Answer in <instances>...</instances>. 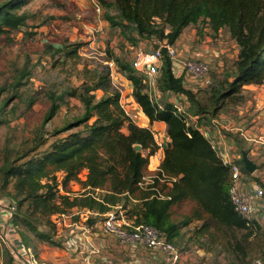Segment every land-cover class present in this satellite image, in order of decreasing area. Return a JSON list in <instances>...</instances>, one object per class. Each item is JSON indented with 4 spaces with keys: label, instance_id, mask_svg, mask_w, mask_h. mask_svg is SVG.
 I'll return each mask as SVG.
<instances>
[{
    "label": "trees",
    "instance_id": "16d2710c",
    "mask_svg": "<svg viewBox=\"0 0 264 264\" xmlns=\"http://www.w3.org/2000/svg\"><path fill=\"white\" fill-rule=\"evenodd\" d=\"M97 1L105 7V21L132 46L154 40L174 46L186 28L200 29L208 23L214 32L221 29L229 32L239 48L237 59L222 79L213 80L208 86L207 102L203 104L196 93L185 87L183 78L175 76L173 62L166 49L161 48L158 91L163 95L173 92L184 96L190 105L188 111L197 116L196 122L185 111L179 112L174 104L156 100L146 78L107 50L108 56L101 63L85 64L78 87L50 96L52 105L44 119V123L49 122L58 110L57 101L68 95L78 99L85 112L63 131L81 129L55 141L41 158L21 164L13 162L1 169L2 188L12 183L18 198L12 201L16 210L11 223L21 224L39 239L52 242L50 233L38 227L43 219L48 227L55 228L54 215L79 209L103 216L121 203L126 210L136 201L128 216L137 225L155 227L171 243L182 236L184 228L197 222L200 225L193 233L201 247L210 245L207 247L210 251L223 241L243 252L239 242L234 244L236 233L250 229L230 200V166L223 164L201 128L206 114L213 119L247 103L246 86L264 84V0ZM28 3L29 0H5L0 4V35L28 28V13H19ZM75 46L56 49L72 58L77 54ZM110 63L132 83L133 100L150 123L162 122L166 127L169 141L163 161L153 183L145 188L139 183L150 173V159L159 147L152 130L134 123L122 108L124 90L113 86ZM100 91L102 95L98 96ZM138 146L140 151L136 149ZM236 162L242 165L245 174H252L244 167L242 156ZM71 183L81 186L79 195L72 196ZM60 185L65 194H61ZM183 205H189L190 211L181 221H175L174 210ZM88 222L93 221L89 218Z\"/></svg>",
    "mask_w": 264,
    "mask_h": 264
},
{
    "label": "rangeland",
    "instance_id": "374dc122",
    "mask_svg": "<svg viewBox=\"0 0 264 264\" xmlns=\"http://www.w3.org/2000/svg\"><path fill=\"white\" fill-rule=\"evenodd\" d=\"M4 1L0 0V4ZM99 4L101 5L100 14L96 13L91 0H29V3L19 11V13H28L30 17L28 28H24L23 32L0 35L1 205H5L6 201L12 202L18 199L13 191L12 183L6 188H2V167L13 162L21 164L31 158L39 159L51 149L55 141L81 129L80 127L74 128L71 132L63 131L67 125L82 118L85 112L83 104L68 95L63 101H57L58 110L55 116L49 122L44 123L52 105L50 96H59L65 89L78 87L82 81L81 71L84 69V65L101 63L107 55L106 50L127 61L132 67L136 51L131 50L132 45L119 35L117 29L111 28L105 21V7L101 3ZM110 11L115 13L113 9ZM204 28L199 31L189 27L188 33L190 31L194 38V30L203 35ZM225 39V47L232 53L237 50L233 44H228L229 39ZM195 40L197 43L201 42L200 39ZM138 44L132 47L135 48ZM155 44L160 43L156 42ZM69 45H76L75 47L78 48L77 54L72 58L66 57L65 53L56 49L64 47L65 50ZM152 49L153 47L147 43L146 50ZM230 61L231 63H228L224 70H221L222 67L220 71L211 68L209 75L201 80L203 82L209 80L212 83L213 80L222 79L224 73L230 71L234 65L232 63L234 59ZM210 67L212 66L210 65ZM114 68L112 84L125 91L126 87L121 86L120 72L116 70L115 66ZM139 74L141 73L139 72ZM259 89L264 90L261 89V86L256 85L244 88L249 99L243 105L244 107L251 102L252 110L256 109L255 96ZM205 90L200 88L196 93L197 98L203 104L207 102ZM100 95H102L101 91L98 92V96ZM125 95L126 93L123 94L124 97ZM162 100L167 101L168 99L164 97ZM123 101H127L126 97ZM180 106L187 114L194 117L188 111L187 100H180ZM238 113V108L227 110L219 113L216 118L218 119L222 114H230L234 118L240 117ZM205 117L203 126L214 124L210 115L206 114ZM139 123L146 127L144 126L145 120H139ZM239 142L238 146L248 153L251 142L245 140H239ZM249 159L256 166V171L250 175V180L264 188V152H260V155L254 158L249 157ZM155 161L157 163V160ZM85 175V172L82 173L81 179L84 180ZM58 177L61 181L62 175L59 174ZM70 187L73 191L72 196L79 195L82 191L78 183H71ZM61 194H65V192ZM98 194L100 192L96 193L97 196ZM1 205L0 264H23L20 259L14 256L19 247H21L20 251H23L24 248L25 250L31 248L33 257L39 264H57L65 257L64 253L68 252L66 245L70 237L68 235L74 228H58L56 224H54L55 228L48 227L45 224L46 219H43L38 227L41 231L50 233L53 239L52 242L43 241L21 224L16 225L10 221L8 225L9 219L7 216H3L5 214L2 212ZM123 205L124 203H121V206ZM112 210L117 211V208L113 207ZM129 210L130 208L126 209L127 212ZM189 211V205L175 208L173 219L181 221ZM66 214L71 216V221L77 223L78 226L89 225L92 227H96L97 222L100 226L104 216H96L95 213L88 210L79 209L70 210ZM89 218L93 221L92 223H87ZM197 225L200 223L195 222L184 228L181 232L182 236L173 242L182 253L186 264H264V213L261 224H257L256 230L236 233L237 239L234 240V244L239 242L238 247H241L243 252L236 251V248L230 247L227 242L223 241L211 247L210 251L207 249L210 245L206 244V248L201 247L199 239L193 233ZM19 242L22 245H19ZM25 259L28 257L26 256Z\"/></svg>",
    "mask_w": 264,
    "mask_h": 264
},
{
    "label": "crops",
    "instance_id": "0c3cea01",
    "mask_svg": "<svg viewBox=\"0 0 264 264\" xmlns=\"http://www.w3.org/2000/svg\"><path fill=\"white\" fill-rule=\"evenodd\" d=\"M193 27V26H190ZM199 33L196 30L202 31ZM189 28V27H188ZM188 28L184 30L174 47L177 49L178 57L180 59H195L208 62L212 69H218L222 67L224 70L228 63H231L230 60L234 59L232 63H235L239 48L236 42L231 38L228 31L221 29L218 32L212 31L208 23L200 26V29L193 27L195 37L193 38L190 31L188 33ZM200 35H199V34ZM189 34V35H188ZM198 34V35H197ZM215 36V37H212ZM215 38V39H213ZM230 41L228 44H233L234 47H237V50L231 52L230 49L225 47L226 39ZM195 39H200V43H197ZM196 41V42H195ZM214 42V43H213ZM149 43L151 46H154L155 41H143L138 44L137 47H130L131 50L144 51L146 50V44ZM165 43V42H163ZM93 44V43H91ZM198 47L200 49L194 48ZM224 47V48H223ZM202 50V51H201ZM151 51V50H149ZM135 52V53H136ZM230 58V59H229ZM173 72L176 77H182L184 85L186 88L192 90L194 93H197L200 88L207 89L211 84V81L206 80H195L186 75L182 67L179 65L178 61L173 62ZM120 81L122 82L121 86L126 87L124 93H126V99L131 101L133 85L127 80L121 73H119ZM251 85L248 87H253ZM261 86V89H264V85ZM154 97L156 100H162L164 97L167 98L168 102L174 104L176 107L181 108L180 100H187L184 96L175 94L173 92H168L166 94L160 93L158 90L153 91ZM256 109L252 110L251 102L248 103L245 107H238L240 117H231L230 114L219 115L218 119L215 117L212 119V123L206 126H203L206 129L205 137L214 141L217 146V149L220 153H223L229 157L232 161H237L243 156V152H240L239 140H245L249 143L250 149H248V157L254 158L259 156L260 152H264V90L258 91L255 96ZM189 103L187 101V107L189 108ZM135 107L140 109L135 103ZM237 109V108H236ZM185 111V110H183ZM229 113V112H228ZM191 117L193 122L197 121V116ZM143 120H145L144 126L150 128L152 131L158 130L160 135L163 137L165 146L167 145L169 139L166 135V127L162 122L150 123L149 119L143 113ZM219 125V126H217ZM209 137V138H208ZM249 137L250 139H247ZM252 145V146H251ZM260 149V150H259ZM164 158V149H159L155 156L151 157L149 165V175L155 174L158 167L161 165ZM157 160V163H155ZM250 180V175H248ZM255 183L253 180H250ZM248 189L251 188V184L247 183ZM136 201H133L128 207L135 205ZM2 215V212H1ZM96 215V214H95ZM2 218V217H1ZM70 234L68 236L66 245H75V247H68L67 253H64V258L61 259L57 264H164V257L159 252H154L148 250L143 246H132L130 244H123L118 239H115L111 236H107L102 232L101 225L97 222L96 227L92 226H77L70 227ZM90 245V246H89ZM77 247V248H76ZM92 247V248H91Z\"/></svg>",
    "mask_w": 264,
    "mask_h": 264
},
{
    "label": "built area",
    "instance_id": "2783aa9c",
    "mask_svg": "<svg viewBox=\"0 0 264 264\" xmlns=\"http://www.w3.org/2000/svg\"><path fill=\"white\" fill-rule=\"evenodd\" d=\"M91 1L94 5L96 13L100 14L101 5L99 2L97 0ZM160 45L161 48L164 47L166 49L167 55L170 57L172 62L178 61L186 75L192 79L201 80L209 75L211 67L208 62L195 59H180L178 57L177 49L173 45H169L166 42L162 44L160 43ZM161 48L158 50H154L153 48L148 52L137 51L132 61V68L135 71L140 72L142 76L146 78L150 92L158 90L156 85L162 65ZM110 66L112 69L111 76L114 78L115 65L110 63ZM124 92L125 91H122L120 100L122 108L134 123L142 126L139 123V120H142L143 117L142 110L135 107L136 102L133 99L131 101L127 100L124 102L123 100L126 97V95L125 97L123 96ZM136 105L138 104L136 103ZM178 111L182 113L183 109L178 108ZM152 132L159 149H164L165 143L159 131L154 130ZM201 132L205 135L206 129L202 127ZM246 138L250 139L249 137ZM208 140L211 142L213 148L218 152L223 164L230 166L231 177L229 196L235 212L245 220L248 229L256 230L257 224H261L264 213V188L248 179V175L244 173L242 165L236 161L230 160L229 157L223 153H220L211 137ZM159 167L155 174L159 171ZM155 174H147L144 176L142 182L139 183V186L145 188L149 184H152ZM247 183L251 184L250 189H248V187L246 188V186H248ZM59 190L61 193L63 192L61 185L59 186ZM1 208L2 212L5 214L3 216H7V219H9L7 221V224L9 225L11 221L10 219L13 217L16 207L13 202L6 201L5 205H1ZM116 208L117 211L111 210L103 216L101 228L105 235L118 239L123 244H130L135 247L140 245L148 250L159 252L164 257V264H186L179 249L173 243L169 242L158 229L147 224L137 225L135 224V219L130 218L126 210L122 207ZM96 216L98 215L96 214ZM52 220L58 228H70L77 226V223L72 222L71 216L68 214L54 215ZM19 245L22 244L19 242ZM68 247H75V245H67V248ZM17 249L18 251L15 252L14 256L20 259L23 264H39L38 261L34 259L31 248H27L26 250L24 248L22 249L23 251H20L21 247ZM26 256L28 259H25Z\"/></svg>",
    "mask_w": 264,
    "mask_h": 264
},
{
    "label": "water",
    "instance_id": "95a60500",
    "mask_svg": "<svg viewBox=\"0 0 264 264\" xmlns=\"http://www.w3.org/2000/svg\"><path fill=\"white\" fill-rule=\"evenodd\" d=\"M154 50H158L159 48H161L160 44H154L153 46ZM136 149L138 151L141 150V147H136ZM242 156V160L244 163V167L246 168L247 171H249L250 173H254L256 171V166L254 165V163L249 159L248 154L244 151Z\"/></svg>",
    "mask_w": 264,
    "mask_h": 264
}]
</instances>
